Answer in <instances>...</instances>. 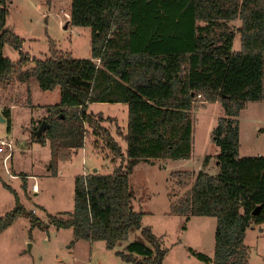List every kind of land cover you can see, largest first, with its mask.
Masks as SVG:
<instances>
[{"label": "trees", "instance_id": "16d2710c", "mask_svg": "<svg viewBox=\"0 0 264 264\" xmlns=\"http://www.w3.org/2000/svg\"><path fill=\"white\" fill-rule=\"evenodd\" d=\"M9 14V0H0V88L32 78L45 91L59 88L60 102L45 118L57 156L68 160L73 150H81L89 127L95 137L105 135L111 161L120 163L111 173L78 174L73 212L50 214L47 224L28 213L4 183L17 206L0 215V231L26 214L34 227L72 228L76 240L104 241L109 250L138 232L117 255L127 264H163L167 250L152 228L143 226L145 212L134 207L131 175L142 162L191 158L190 112L200 96L224 106L225 115L212 131L220 172L200 171L191 188L172 201L170 213L216 218L214 255L189 249L200 261L249 264L247 231L264 224V156L240 157L238 117L247 102L264 99V0H71L70 25L91 30L86 59L56 52L31 58L22 38L6 27ZM234 21L241 24L235 28ZM237 34L240 51L233 50ZM6 45L19 52L17 61L4 56ZM93 103L127 105L126 130L116 131L125 149L88 112ZM2 115L11 132V109ZM45 138V133L33 136L43 145ZM171 175L185 188L194 176L190 171Z\"/></svg>", "mask_w": 264, "mask_h": 264}, {"label": "rangeland", "instance_id": "374dc122", "mask_svg": "<svg viewBox=\"0 0 264 264\" xmlns=\"http://www.w3.org/2000/svg\"><path fill=\"white\" fill-rule=\"evenodd\" d=\"M70 8L71 0H9L10 14L6 27L22 38L23 51L31 58L45 59L53 52L71 54L75 58H91V30L70 25ZM240 24V21L231 23L235 28ZM233 50H241L239 34L234 40ZM4 56L17 61L19 52L6 45ZM59 102V88L45 91L36 78L28 83L13 82L0 88V110L14 106L13 136L8 132V123L0 122V141L12 140L11 147L5 146L4 152H0L1 216L17 206L16 195L4 183L16 191L19 203L28 213L33 212L35 217L47 224L50 214L67 217L73 212L75 177L78 174H88L95 169L103 174L111 173L114 166L120 163V159L114 163L111 161L113 154L106 146L105 135L95 137L87 124L84 147L75 152L73 150L68 160L60 159L53 151L47 130L45 144L35 142L34 128H39L46 121L49 109ZM88 112L93 113L95 120L126 148L125 142L116 135L119 126L125 128L128 120L126 104L93 103ZM190 114L193 128V155L190 160L142 162L131 175L135 190L134 207L145 212L143 226L151 227L167 250L163 264H206L189 249L211 257L215 251L216 218L192 216L187 219L170 213L172 201L179 200L191 188L200 171L212 176L220 172L215 158L219 148L212 140V131L225 115L223 104L203 101L198 96ZM101 115L103 120L100 121L98 118ZM238 119L240 157L264 156V99L247 102ZM55 134L56 144L60 145L61 130ZM8 153L12 156L5 163ZM207 156L210 157L208 164L205 163ZM175 171L193 173L189 187L176 184L171 175ZM32 177L39 184V194H34L32 190ZM31 219L29 215H19L11 226L0 231V264H127L116 251L123 250L138 233H131L122 246L109 250L104 241L76 240L72 228L59 229L50 225L43 230L34 227ZM245 244L249 249V264H264V224L253 225L247 231Z\"/></svg>", "mask_w": 264, "mask_h": 264}, {"label": "water", "instance_id": "95a60500", "mask_svg": "<svg viewBox=\"0 0 264 264\" xmlns=\"http://www.w3.org/2000/svg\"><path fill=\"white\" fill-rule=\"evenodd\" d=\"M68 27V24L65 26V28ZM6 118L2 115V112L0 111V122H5ZM49 127L48 122L43 121L42 125L35 131L36 136H40L45 130H47ZM96 171V169L94 170Z\"/></svg>", "mask_w": 264, "mask_h": 264}, {"label": "built area", "instance_id": "2783aa9c", "mask_svg": "<svg viewBox=\"0 0 264 264\" xmlns=\"http://www.w3.org/2000/svg\"><path fill=\"white\" fill-rule=\"evenodd\" d=\"M5 146L11 147V141H8V140H1L0 141V152L1 153L4 152ZM11 155H12L11 153L7 154V156L5 158V162L8 158L11 157ZM32 190L38 191V184L37 183L32 186Z\"/></svg>", "mask_w": 264, "mask_h": 264}, {"label": "crops", "instance_id": "0c3cea01", "mask_svg": "<svg viewBox=\"0 0 264 264\" xmlns=\"http://www.w3.org/2000/svg\"><path fill=\"white\" fill-rule=\"evenodd\" d=\"M259 101H261V100H259ZM14 106H11V111H12V108H13ZM123 108H124V106H123ZM124 110H125V108H124ZM1 111V110H0ZM126 111V110H125ZM2 112V111H1ZM126 126V125H125ZM124 126V127H125ZM123 130L125 131L126 130V127L125 128H123ZM36 131V130H35ZM13 128H12V130H11V132H10V136H13ZM44 133H45V131H44ZM9 141H11L12 142V140H9ZM192 155H193V153H192ZM12 156V155H11ZM192 157V156H191ZM178 160H185V161H188V160H190V158L189 159H178ZM6 163V162H5ZM96 171H98V169H96ZM12 175V177H15V176H13V174H11ZM2 179V178H1ZM35 178L34 177H32V180L34 181L33 183H32V186L34 185V184H38V182L37 181H35L34 180ZM0 182H1V180H0ZM5 184H7V183H5ZM9 185V184H8ZM34 192V194H39L40 193V187H39V184H38V191H33Z\"/></svg>", "mask_w": 264, "mask_h": 264}]
</instances>
